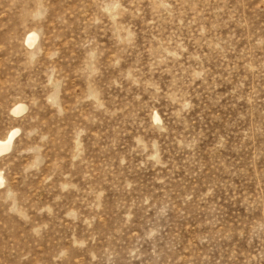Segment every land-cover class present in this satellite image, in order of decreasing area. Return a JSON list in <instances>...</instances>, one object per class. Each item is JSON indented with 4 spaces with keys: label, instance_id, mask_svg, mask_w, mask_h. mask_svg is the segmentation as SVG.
I'll use <instances>...</instances> for the list:
<instances>
[{
    "label": "rangeland",
    "instance_id": "374dc122",
    "mask_svg": "<svg viewBox=\"0 0 264 264\" xmlns=\"http://www.w3.org/2000/svg\"><path fill=\"white\" fill-rule=\"evenodd\" d=\"M14 128L0 264H264V0H0Z\"/></svg>",
    "mask_w": 264,
    "mask_h": 264
},
{
    "label": "bare ground",
    "instance_id": "6f19581e",
    "mask_svg": "<svg viewBox=\"0 0 264 264\" xmlns=\"http://www.w3.org/2000/svg\"><path fill=\"white\" fill-rule=\"evenodd\" d=\"M37 34L34 31H29L28 33H26V37H25V43L27 45H32L36 40H37ZM24 109L23 105L21 103H16L12 109L13 113H19ZM17 129H11L8 131V133L3 137L0 138V155H2L4 152H6L7 150H9L12 140L15 136V134L17 133ZM3 182V177L0 173V185Z\"/></svg>",
    "mask_w": 264,
    "mask_h": 264
}]
</instances>
